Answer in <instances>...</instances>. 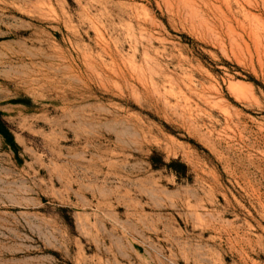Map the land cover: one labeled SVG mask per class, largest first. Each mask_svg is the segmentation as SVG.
<instances>
[{
	"label": "rangeland",
	"instance_id": "1",
	"mask_svg": "<svg viewBox=\"0 0 264 264\" xmlns=\"http://www.w3.org/2000/svg\"><path fill=\"white\" fill-rule=\"evenodd\" d=\"M0 264H264V0H0Z\"/></svg>",
	"mask_w": 264,
	"mask_h": 264
}]
</instances>
